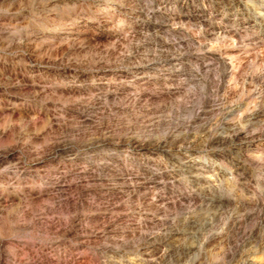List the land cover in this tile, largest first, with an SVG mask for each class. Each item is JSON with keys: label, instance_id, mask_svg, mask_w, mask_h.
I'll return each instance as SVG.
<instances>
[{"label": "rangeland", "instance_id": "obj_1", "mask_svg": "<svg viewBox=\"0 0 264 264\" xmlns=\"http://www.w3.org/2000/svg\"><path fill=\"white\" fill-rule=\"evenodd\" d=\"M0 264H264V0H0Z\"/></svg>", "mask_w": 264, "mask_h": 264}]
</instances>
